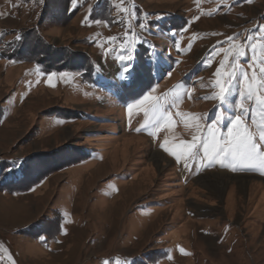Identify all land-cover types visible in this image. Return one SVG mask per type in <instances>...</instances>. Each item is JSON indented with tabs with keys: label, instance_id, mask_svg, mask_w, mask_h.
Segmentation results:
<instances>
[{
	"label": "rangeland",
	"instance_id": "1",
	"mask_svg": "<svg viewBox=\"0 0 264 264\" xmlns=\"http://www.w3.org/2000/svg\"><path fill=\"white\" fill-rule=\"evenodd\" d=\"M262 56L264 0H0V264H264V173L161 148L259 123Z\"/></svg>",
	"mask_w": 264,
	"mask_h": 264
},
{
	"label": "snow or ice",
	"instance_id": "2",
	"mask_svg": "<svg viewBox=\"0 0 264 264\" xmlns=\"http://www.w3.org/2000/svg\"><path fill=\"white\" fill-rule=\"evenodd\" d=\"M75 2V0H73ZM99 23V21H96ZM113 39V38H109ZM229 42L234 38L229 37ZM233 47L226 50V55L224 61L220 65V69H224L225 64L228 60L227 53H231ZM253 53H256V46L253 45ZM245 54L243 47H239L236 55L243 56ZM120 61H133L134 56L130 48L124 49L119 55ZM255 59L252 61L250 67L252 68L251 72V81L257 80V72L255 70ZM238 66V65H237ZM132 68L131 63L127 64L123 71L130 75V69ZM240 72L244 74V85L245 91L241 92V98L245 96L250 101H255L256 106L259 110V123L255 121L252 124L248 123L244 116L247 115L248 109L244 107V104L239 105L242 109V115H237L233 119L231 126L227 128L226 133H222L221 129L216 125L207 126L206 130L204 126L196 123L194 126L197 129V134L192 136L191 142L181 143L175 147H169V141L167 139L161 144V148L170 153L175 157L177 162H183L185 168L188 167V160H196L197 157L201 161H206L207 166L211 167L213 165H219L221 167L231 168L233 171L238 169L245 170H260L264 173V92H261V89H264V56L261 57L260 61V79L257 81L258 86H253L249 80L248 73L245 69L240 68ZM221 71L218 70L216 75L221 76ZM56 73L49 75L48 80L51 84L52 77ZM67 78V73L62 74ZM234 78L235 72L230 73ZM216 84L220 86V96L221 100L224 99V93L228 89L221 83V80H217ZM179 96V93H176ZM148 101H154L150 107L144 109L145 115L151 113L153 122L160 121L164 116H167L168 122H171L172 116L170 112H165L163 105L158 102V98L152 95H146L138 101L128 106V112L131 113L134 107H142L146 105ZM196 117H193V120H196ZM255 125V129L253 128ZM140 129H137L139 131ZM16 163V162H13ZM183 251V249H181Z\"/></svg>",
	"mask_w": 264,
	"mask_h": 264
},
{
	"label": "trees",
	"instance_id": "3",
	"mask_svg": "<svg viewBox=\"0 0 264 264\" xmlns=\"http://www.w3.org/2000/svg\"><path fill=\"white\" fill-rule=\"evenodd\" d=\"M47 56H49V54L47 55ZM53 58L51 57V55H50V61L53 63V64H56L57 63V65L59 64V62H60V60L58 61V60H52ZM13 61H15V62H22V63H29V62H33V63H35V64H37L38 66H40V67H42V70H44V66H46L45 64H43V63H41V61L39 62L38 60H33V59H31L30 57H26V56H20V58H18L17 60H14L13 59ZM61 63V62H60ZM65 64H67V63H65ZM65 64L63 63H61V66H60V64L58 65V68H56L55 70H48L49 72L48 73H50V72H57V71H64V67H65ZM73 72H80V71H82V70H79V69H77V70H72ZM9 185H11V184H9ZM8 185V186H9ZM7 186V187H8Z\"/></svg>",
	"mask_w": 264,
	"mask_h": 264
},
{
	"label": "bare ground",
	"instance_id": "4",
	"mask_svg": "<svg viewBox=\"0 0 264 264\" xmlns=\"http://www.w3.org/2000/svg\"><path fill=\"white\" fill-rule=\"evenodd\" d=\"M151 159H152V161H154V163L156 165H161V162H165L166 161L165 158H163L162 156L158 155L157 153L152 154L151 155Z\"/></svg>",
	"mask_w": 264,
	"mask_h": 264
}]
</instances>
